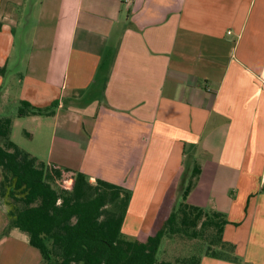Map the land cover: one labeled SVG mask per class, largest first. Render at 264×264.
<instances>
[{
  "label": "crops",
  "instance_id": "crops-1",
  "mask_svg": "<svg viewBox=\"0 0 264 264\" xmlns=\"http://www.w3.org/2000/svg\"><path fill=\"white\" fill-rule=\"evenodd\" d=\"M0 68V113L57 102L12 118L29 154L128 191L122 230L149 233L197 160L187 203L238 259L200 264H264V0H0ZM7 211L0 264H42Z\"/></svg>",
  "mask_w": 264,
  "mask_h": 264
},
{
  "label": "trees",
  "instance_id": "trees-1",
  "mask_svg": "<svg viewBox=\"0 0 264 264\" xmlns=\"http://www.w3.org/2000/svg\"><path fill=\"white\" fill-rule=\"evenodd\" d=\"M56 107L57 102L36 108L22 101L16 116L51 117ZM11 128L12 120L0 117V200L8 208V229L27 235L42 264H200L203 256L238 261L234 245L222 238L225 215L187 203L201 173L197 160L180 201L166 194L151 231L144 239L130 240L121 233L128 191L100 179L91 183L81 172L38 160L11 141ZM174 236L199 240L205 250L159 262L161 241Z\"/></svg>",
  "mask_w": 264,
  "mask_h": 264
},
{
  "label": "rangeland",
  "instance_id": "rangeland-1",
  "mask_svg": "<svg viewBox=\"0 0 264 264\" xmlns=\"http://www.w3.org/2000/svg\"><path fill=\"white\" fill-rule=\"evenodd\" d=\"M0 117H8L11 120L12 118L13 120H15L16 107H13L12 104L7 105L5 107V111L0 113ZM26 128H28L29 130L28 132L25 131V127L24 125H22L21 122H17L16 125H14L11 128L10 139L15 145H17L23 151L27 153L36 152V148L39 145V140L32 141L31 137H28L27 134H32L33 131H31L29 127ZM186 181L187 178L184 181V185L186 184ZM174 195L175 198L178 201H180V193L174 191ZM125 214H126V209H125ZM121 233L125 238L130 240L145 238L148 234V233H140L139 231L136 233L130 227H125L124 230H122L121 227ZM18 235L22 239L25 238L26 241L28 240L27 235L25 233L18 232ZM204 250H205V246L199 240H191L188 238L174 236L172 238H164L161 241L156 258L159 262L161 261L172 262L177 258H184L192 254L203 253Z\"/></svg>",
  "mask_w": 264,
  "mask_h": 264
}]
</instances>
